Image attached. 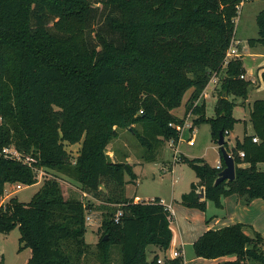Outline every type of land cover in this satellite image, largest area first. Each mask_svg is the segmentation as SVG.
Returning a JSON list of instances; mask_svg holds the SVG:
<instances>
[{
  "label": "trees",
  "instance_id": "16d2710c",
  "mask_svg": "<svg viewBox=\"0 0 264 264\" xmlns=\"http://www.w3.org/2000/svg\"><path fill=\"white\" fill-rule=\"evenodd\" d=\"M241 1L0 0V196L6 184L36 183L31 167L3 156L12 148L112 208L98 229L100 264H113L112 246L120 249V264H157V255L147 260V248L168 249L171 214L159 198L125 196L136 179L133 166L113 160L106 148L117 129H126L145 150L144 161H155L167 142L179 140L175 127L185 117L173 111L190 90L185 115L194 116L193 127L208 123L213 141L219 132L225 140L237 122L228 97L246 100L251 85L241 78L240 58L224 66ZM99 4L109 9L111 35L92 29L97 44L91 46L87 36ZM255 21L258 37L247 43L264 49V11ZM214 75L222 78L220 92L214 116L206 118L202 94ZM261 78L264 83V72ZM249 123L251 135L244 132L230 150L224 143L234 160V180L214 184L222 158L219 168L179 158L198 179L181 195L182 206L205 212L210 201L221 209L223 198L232 195L243 205L264 201V100L253 102ZM65 143L80 144L74 161ZM88 208L64 198L59 183L48 179L27 204L13 197L0 207V233L18 228L20 244L30 249L27 264L79 263L90 247L84 241ZM117 211L122 215L115 222ZM192 251L196 258L227 257L217 264H264V238L243 223L205 231ZM163 264L183 262L165 258Z\"/></svg>",
  "mask_w": 264,
  "mask_h": 264
},
{
  "label": "rangeland",
  "instance_id": "374dc122",
  "mask_svg": "<svg viewBox=\"0 0 264 264\" xmlns=\"http://www.w3.org/2000/svg\"><path fill=\"white\" fill-rule=\"evenodd\" d=\"M97 7L99 9L96 23L90 29L87 36L91 46L97 44L95 33L92 32V29L96 32L102 33L107 38H110L111 35L106 23V17L110 15L109 9H104L102 4H99ZM261 11H264V0H249L244 2L239 8L237 17L235 18V31L233 37L236 45L239 44L240 46L247 47L249 46L247 43L249 39H255L258 37L255 19L257 14ZM247 51L249 50L247 49ZM242 60L247 69L261 66V64L264 63V58L258 59L256 62L253 61L252 58L245 56ZM262 69L264 70V68ZM221 75H223V73ZM261 75L262 74L259 73L260 86L258 88L255 89L254 85H250L246 102L241 98L229 96V100L235 103L233 117L237 119L231 134L229 133L230 135L228 134L225 137V142L227 143V148L229 150L237 140H242L244 135V122L247 120V116L252 109L253 102L256 100H264V83ZM217 80L219 83L220 76H217L215 81ZM250 82L252 83L251 80ZM214 85V90H212V85L208 84L205 91L207 94L204 99L206 118H212L214 116L216 96H212L211 92L218 95L220 91L219 84L217 86L216 84ZM193 119L194 116L191 115L186 122L184 121L183 125L186 126L182 129L178 143L171 147V141L167 142L163 149H161L162 151L160 150L157 159L153 162L144 161L143 156L145 150L140 146L137 138L132 133L126 129L116 130L117 136L107 146L106 152L113 160L124 161L132 165L133 171L137 174L135 184L131 182L127 185L125 196L131 198L138 196L140 199L146 201L161 196L165 202H172L174 209H177L176 204L181 207L180 202L176 203L171 200V198L174 196L173 198L179 200L182 194L187 193L189 191L190 183L196 181V176L189 165L180 162L179 158L183 156L187 159H203L212 167L215 166V162L220 155L219 147L212 139L209 124L201 123L193 127ZM136 128L140 130L139 127ZM250 133L251 130L248 128V135H250ZM190 138H194L193 143L190 142ZM79 149L80 144L68 145L65 143V150L69 153L72 161H74L75 157L78 155ZM259 168L264 171V164H260ZM44 172V175L37 177V182L35 184L30 186L23 185L19 190L15 189L16 184L12 187L10 184H6L4 191H12V194L7 198H4V201L7 202L10 198L14 197L19 202L27 204L42 186L44 181L48 179L56 180L59 183L64 198H76L86 207H90L85 212L86 225L84 233V241L89 244L90 247L88 248L87 253L81 258L80 262L74 264H100L96 258L97 251L95 247V244L102 233L101 230L98 231V229L101 223L108 217L112 208L83 194L77 187L76 183L72 182L70 179L51 171L44 170ZM125 178L129 179L128 176ZM207 205V218L212 217L213 214L222 213V211L216 208L212 202H207ZM244 217L245 215L242 214L241 218ZM179 218V215H176V219H172V226L176 227L175 224L179 225ZM19 236L18 228L13 229L8 234L0 233V264H27L30 257V249L23 248V244H20L19 242ZM188 253L190 255L184 257V260H182L183 264H186L189 256L195 257L192 248L189 249ZM110 255V260L113 264H120V249L118 246L111 247Z\"/></svg>",
  "mask_w": 264,
  "mask_h": 264
},
{
  "label": "crops",
  "instance_id": "0c3cea01",
  "mask_svg": "<svg viewBox=\"0 0 264 264\" xmlns=\"http://www.w3.org/2000/svg\"><path fill=\"white\" fill-rule=\"evenodd\" d=\"M233 43L235 44V40H233ZM235 47H236L237 51L239 52V54L241 55L240 59L243 63V67L245 69L244 77L247 80L252 81L251 85H254L255 89L258 88L260 86L259 85V73L262 74V72L264 71L262 69V68H264V63L261 64V66H258V67L252 68V69H250V68L247 69L246 66L244 65L242 58L245 56L250 57L253 59V61L257 62L258 59L264 58V49L260 46L244 47V46H240L239 44L238 45L235 44ZM247 49L249 51H247ZM248 75L251 77H249ZM217 76H219V75H217ZM217 76L214 75L212 77L211 81L209 82V85H212V90H214V88H215L214 84H216V86L218 84H219V86L221 85V79L222 78L220 79L219 83H218V80L215 81ZM191 91L192 90H190L186 94L185 98L183 99V103H182L181 107H179L173 111V114L176 115L177 117H179V118L185 117V122L188 120L189 117H191L190 113L185 115V102L187 101ZM205 91H206V88L203 91V96H202L203 100L207 96ZM211 95L216 96V101H217L218 95H216L214 92H211ZM247 99H248V95H247ZM228 100H229V97H228ZM246 100L244 102H246ZM249 114H250V112H249ZM244 123H245L244 132H247V134H248V128H249L251 130V133H250V135H251L253 133V131H252L251 125L249 123V115L247 116V120H245ZM230 134H231V132H230ZM177 143H178V141H177ZM233 146H234V144L232 145V147ZM219 153H220V151H219ZM220 161H221V154L219 155L217 161L215 162V166H212V167H216L220 163ZM134 174L137 177V174L135 172H134ZM125 180L128 181V179H126V178H125ZM132 182L135 184V180ZM197 182H198V179L196 178V181L191 182L190 185L192 183L197 184ZM127 185H126V187H127ZM126 187H125V192H126ZM189 190H190V186H189ZM198 190H200V193H201L202 188H198ZM126 197L129 199L136 198L137 200H142L138 196H134L132 198L129 196H126ZM173 197L174 196H172L171 200H173L176 203L180 202L179 201L180 199L177 200ZM155 198H159L161 200L162 204L170 209L171 221H172V219L173 220L176 219V215L177 216L179 215L180 218H179V225L175 224L176 227L172 226V222H170L169 226H170V229L172 232V240H171V243H170L168 249L165 251H161L156 247L149 246L147 248V260L148 261H151L155 255L158 256V259H163V260H165V258L174 259L172 257L173 252H178L180 255L177 258L184 260V257L186 255H190L188 252H189V249L192 248V244L205 231H207L209 229L216 230V229L222 228L224 226H229V225H233L236 223H243V224L251 225L252 228L255 231H257L264 238V201L261 199H254L248 205H243V204L238 202L236 197L228 196L226 198H223V200H222L223 207L220 209V211H222V213L213 214L212 217L207 218V216H206L207 211L201 212L199 210L187 208V207H184L182 205L180 207L177 204H176L177 209H174L172 202H169V203L165 202L161 196H158ZM151 199H149L148 201H151ZM207 208H208V205H207ZM207 208H206V210H207ZM242 214L245 215L244 218H241ZM92 224H94V223H92ZM187 259L188 260H187L186 264H188V263L189 264H194V263H196V264H217V263H220V262L227 260V257L209 260V259L195 258V257L189 256V258H187Z\"/></svg>",
  "mask_w": 264,
  "mask_h": 264
},
{
  "label": "built area",
  "instance_id": "2783aa9c",
  "mask_svg": "<svg viewBox=\"0 0 264 264\" xmlns=\"http://www.w3.org/2000/svg\"><path fill=\"white\" fill-rule=\"evenodd\" d=\"M246 1H249V0H242L241 2H240V5H239V8L242 6V4L244 3V2H246ZM240 54H239V52L237 51V49H236V47H235V45H234V43H233V40H232V42H231V44H230V47L227 49V51H226V53H225V57H224V66L230 61V60H232V59H235V58H240ZM241 78L242 79H245V77L244 76H241ZM202 96H203V94H202ZM195 103H197V102H195ZM186 125H183V126H176L175 128H176V130L179 132V139H180V137H181V133H182V129L185 127ZM252 141L253 142H257L258 140H257V138H253L252 139ZM190 142L191 143H193L194 142V140H193V138H191L190 139ZM174 145V143H173V141H171L170 142V146L172 147ZM3 156L5 157V158H9V159H15V160H17V161H21L22 163H24V164H26L27 166H29V167H31L32 168V170H33V172L35 173V175H36V182H37V177H40V176H42V175H44L45 174V172H44V169H42V168H38V167H36V166H34V163L36 162L35 161V159H33L32 157H30V156H26V157H23V156H21L17 151H15L14 149H12V148H5L4 150H3ZM240 157H243V153H240ZM177 161V160H176ZM220 167V165L218 164L217 166H216V168H219ZM22 186L23 185H20V184H16L15 185V189L16 190H19V189H21L22 188ZM12 194V191L11 192H7V191H4V193H3V195L2 196H0V207H2V206H4V204L6 203L5 201H4V198H7L9 195H11ZM152 201V200H151ZM168 210H169V212H170V209L169 208H167ZM171 214V213H170ZM122 215V213L120 212V211H117V213L115 214V216H114V220H115V222H118V220H119V218H120V216ZM88 218V217H87ZM179 253L178 252H173L172 253V257L173 258H177V257H179ZM163 262H164V260L163 259H158L157 260V264H163Z\"/></svg>",
  "mask_w": 264,
  "mask_h": 264
},
{
  "label": "water",
  "instance_id": "95a60500",
  "mask_svg": "<svg viewBox=\"0 0 264 264\" xmlns=\"http://www.w3.org/2000/svg\"><path fill=\"white\" fill-rule=\"evenodd\" d=\"M216 143L219 147L221 158L224 162V169L219 172L218 177L214 183L215 185L222 181H232L235 178L234 160L233 157L226 151L224 147L225 140L222 135V132H219L218 140ZM200 196H203V191H201Z\"/></svg>",
  "mask_w": 264,
  "mask_h": 264
}]
</instances>
